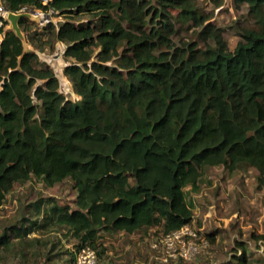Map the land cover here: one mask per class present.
Segmentation results:
<instances>
[{"label": "trees", "instance_id": "trees-1", "mask_svg": "<svg viewBox=\"0 0 264 264\" xmlns=\"http://www.w3.org/2000/svg\"><path fill=\"white\" fill-rule=\"evenodd\" d=\"M0 1L9 11L64 17L46 26L65 44L62 72L78 96L60 91L53 68L4 29V19L0 204L17 182L71 178L74 207L51 202L36 226L66 229L78 252L95 250L104 234L190 224L187 190H199L205 167L246 164L264 181V0H234L250 6L257 23L232 50L198 0ZM80 14L93 21L76 24ZM28 21L21 16L18 26L29 40ZM177 23L195 39L175 43ZM31 227L16 233L29 236ZM236 259L249 264L244 247Z\"/></svg>", "mask_w": 264, "mask_h": 264}, {"label": "rangeland", "instance_id": "rangeland-1", "mask_svg": "<svg viewBox=\"0 0 264 264\" xmlns=\"http://www.w3.org/2000/svg\"><path fill=\"white\" fill-rule=\"evenodd\" d=\"M198 8L221 28L231 50L240 39L242 29L255 27L257 23L254 10L246 3L198 0ZM28 18L29 40L22 31L24 47L36 51L38 59L53 68L65 96L77 99L71 82L62 72L68 62L63 55L65 44L56 40L54 30L46 26L49 19L54 23L64 17L43 13L42 17L30 15ZM88 20L93 21L88 14L75 17L76 24ZM7 25L6 28H11L9 21ZM176 27L175 43L195 39L193 28L179 23ZM258 176V171L246 164L232 171L221 165L203 169L199 190H187V198L192 203L190 225L199 229L208 244L191 259L167 256L158 241L163 231L152 226L133 233L118 231L102 235L95 244L96 264H237L241 247L246 250L249 264H264V181ZM74 198L71 178L51 186L36 177L15 183L0 204V234L5 230L7 237V244L0 246V264H73L72 256L77 248L71 234L53 223L42 229L36 225L44 220L48 204L56 202L73 208ZM23 227L33 228L29 236L16 233L17 228L22 231Z\"/></svg>", "mask_w": 264, "mask_h": 264}, {"label": "built area", "instance_id": "built-area-1", "mask_svg": "<svg viewBox=\"0 0 264 264\" xmlns=\"http://www.w3.org/2000/svg\"><path fill=\"white\" fill-rule=\"evenodd\" d=\"M42 5L48 6L54 0H37ZM8 12L2 2L0 1V25L4 19H7ZM17 12L28 13L30 15H41L48 13L50 15V9L34 8L23 6ZM28 17V16H26ZM159 244L166 249L167 256L170 258L179 259H191L195 254H198L201 248L206 247L208 240L201 233L199 229H194L190 224H185L178 229L172 230L167 233H163L159 238ZM157 243H154V246ZM206 245V246H205ZM96 252L89 246L82 247L76 253L74 264H96Z\"/></svg>", "mask_w": 264, "mask_h": 264}, {"label": "water", "instance_id": "water-1", "mask_svg": "<svg viewBox=\"0 0 264 264\" xmlns=\"http://www.w3.org/2000/svg\"><path fill=\"white\" fill-rule=\"evenodd\" d=\"M21 16H30V14L28 13H23V12H8L7 14V20L10 23L11 29L15 32V34L22 39L23 38V34L22 31L20 29V27L18 26V19Z\"/></svg>", "mask_w": 264, "mask_h": 264}, {"label": "crops", "instance_id": "crops-1", "mask_svg": "<svg viewBox=\"0 0 264 264\" xmlns=\"http://www.w3.org/2000/svg\"><path fill=\"white\" fill-rule=\"evenodd\" d=\"M6 26H8L7 24L6 25H4V29H8V28H6ZM2 39V34L0 33V40ZM67 78V77H66Z\"/></svg>", "mask_w": 264, "mask_h": 264}]
</instances>
